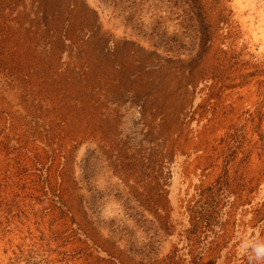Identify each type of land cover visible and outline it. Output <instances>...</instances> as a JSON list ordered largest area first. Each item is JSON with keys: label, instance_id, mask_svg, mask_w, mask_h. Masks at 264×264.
<instances>
[{"label": "rangeland", "instance_id": "rangeland-1", "mask_svg": "<svg viewBox=\"0 0 264 264\" xmlns=\"http://www.w3.org/2000/svg\"><path fill=\"white\" fill-rule=\"evenodd\" d=\"M0 264H264V0H0Z\"/></svg>", "mask_w": 264, "mask_h": 264}, {"label": "trees", "instance_id": "trees-1", "mask_svg": "<svg viewBox=\"0 0 264 264\" xmlns=\"http://www.w3.org/2000/svg\"><path fill=\"white\" fill-rule=\"evenodd\" d=\"M248 259H249L248 256L247 257H245V256L241 257L242 262H248L249 261Z\"/></svg>", "mask_w": 264, "mask_h": 264}]
</instances>
